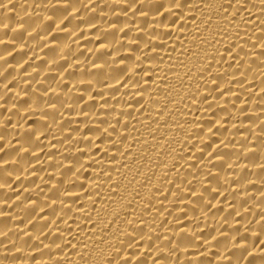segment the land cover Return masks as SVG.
I'll return each instance as SVG.
<instances>
[{"label":"bare ground","instance_id":"bare-ground-1","mask_svg":"<svg viewBox=\"0 0 264 264\" xmlns=\"http://www.w3.org/2000/svg\"><path fill=\"white\" fill-rule=\"evenodd\" d=\"M0 264H264V0H0Z\"/></svg>","mask_w":264,"mask_h":264}]
</instances>
